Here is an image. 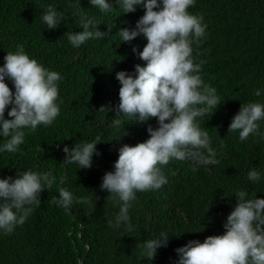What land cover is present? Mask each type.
<instances>
[{
    "label": "trees",
    "instance_id": "obj_1",
    "mask_svg": "<svg viewBox=\"0 0 264 264\" xmlns=\"http://www.w3.org/2000/svg\"><path fill=\"white\" fill-rule=\"evenodd\" d=\"M109 2L117 7L115 0ZM48 5L65 16L54 30L46 29L40 20ZM188 11L203 16L207 25L206 36L192 45V55L194 62L203 61L200 75L204 83L216 88L222 103L213 115L210 112L199 119L219 163L195 167L189 161L170 162L163 168L165 185L136 194L129 211L134 230L128 232L107 223L119 209L100 189L102 177L113 171L122 145L146 141L147 128L157 123L155 119L144 124L125 120L124 135L123 126H112L115 112L99 109L119 103L117 72L134 75L136 65L145 66L138 53L146 39L141 35L121 43L116 34L134 29L144 11L122 14L117 9L102 14L88 0H0V66L7 52L23 46L30 58L62 77L60 115L55 122L38 126L35 132L26 130L18 152L0 153V178H15L22 170H52L56 177L25 223L11 234H0V264H176V249L192 240L202 243L209 236L223 234V224L237 203L233 194L246 190L249 198H264V138L250 135L241 142L238 132L228 133L243 103H264V0H196ZM84 14L98 21L101 32L107 33L112 24L115 27L104 39L73 48L65 34L81 31L79 21ZM6 83L14 91L11 82ZM257 90L260 96L255 95ZM5 118L9 119L7 111ZM96 136L102 143L97 145L100 155H94L91 169L63 165L65 146L71 148ZM40 146L43 151L37 150ZM253 166L262 173L256 184L247 180ZM61 187L75 198L90 197L91 205L74 200L68 210L58 207L53 200ZM161 232L170 237L167 247L159 248L152 262L142 258L136 245Z\"/></svg>",
    "mask_w": 264,
    "mask_h": 264
},
{
    "label": "clouds",
    "instance_id": "obj_2",
    "mask_svg": "<svg viewBox=\"0 0 264 264\" xmlns=\"http://www.w3.org/2000/svg\"><path fill=\"white\" fill-rule=\"evenodd\" d=\"M102 14L119 9L122 14L142 9L135 28L119 30L121 43L143 36L147 44L138 53L145 66L136 65L135 74L116 73L119 103L115 108L102 106L99 112L114 111L112 126L120 128L125 120L129 124H144L155 119L157 127L149 126V138L134 146L122 145L113 171L102 177L100 189L106 191L113 207L119 210L109 227L131 232L134 226L129 211L138 192L159 190L167 183L163 168L172 161H189L195 167L219 163L217 152L211 146L208 131L200 127L199 119L212 115L221 103L217 90L204 83L201 64L194 62L193 44L206 36L207 25L203 16L191 14L188 9L196 0H88ZM82 10V9H81ZM84 10H82L83 12ZM42 24L54 30L65 20L64 13L48 5L40 15ZM100 24L94 17L81 15L79 32L65 35L73 48H80L89 40L108 37V32L98 30ZM135 52L136 49H133ZM10 81L14 91L9 87ZM59 73L46 69L30 58L23 46L7 52L0 66V153H16L25 141L26 130L35 132L38 126H50L60 115L58 103ZM256 96L261 91L255 92ZM215 109V111H213ZM9 119L5 118V112ZM211 115V116H212ZM264 103H243L232 118L228 133L238 132L241 142L251 136L264 138ZM124 135L127 133L124 131ZM121 135L119 139L122 137ZM117 139V140H119ZM99 136L90 141L65 146L63 165L75 164L79 170L91 169L94 155L99 156ZM43 151L41 146L37 149ZM194 167V170H195ZM262 173L255 166L247 173V180L259 183ZM56 182L52 170L17 171L16 177L0 178V234H11L23 225L34 208L41 204L40 195ZM237 203L223 224L221 235L209 236L202 243L189 241L176 249V264H264V198H249L246 190L233 194ZM91 205L90 197L75 198L66 188H59L53 203L68 210L73 202ZM209 209V208H208ZM170 237L161 232L157 237L138 243L136 249L142 258L153 261L157 250L167 247Z\"/></svg>",
    "mask_w": 264,
    "mask_h": 264
},
{
    "label": "water",
    "instance_id": "obj_3",
    "mask_svg": "<svg viewBox=\"0 0 264 264\" xmlns=\"http://www.w3.org/2000/svg\"><path fill=\"white\" fill-rule=\"evenodd\" d=\"M87 248L89 249V246H87ZM83 264V263H82Z\"/></svg>",
    "mask_w": 264,
    "mask_h": 264
}]
</instances>
